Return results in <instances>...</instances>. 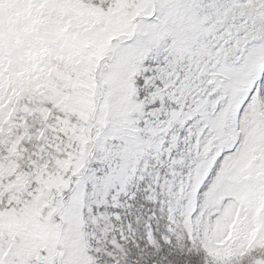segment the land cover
Here are the masks:
<instances>
[{
  "label": "snow or ice",
  "instance_id": "6c2138e0",
  "mask_svg": "<svg viewBox=\"0 0 264 264\" xmlns=\"http://www.w3.org/2000/svg\"><path fill=\"white\" fill-rule=\"evenodd\" d=\"M0 264H264V0H0Z\"/></svg>",
  "mask_w": 264,
  "mask_h": 264
}]
</instances>
